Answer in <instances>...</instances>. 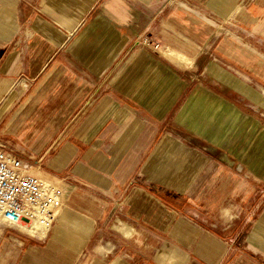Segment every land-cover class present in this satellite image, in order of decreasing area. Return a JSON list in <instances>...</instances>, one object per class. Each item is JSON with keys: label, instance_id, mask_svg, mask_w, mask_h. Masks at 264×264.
<instances>
[{"label": "crops", "instance_id": "crops-1", "mask_svg": "<svg viewBox=\"0 0 264 264\" xmlns=\"http://www.w3.org/2000/svg\"><path fill=\"white\" fill-rule=\"evenodd\" d=\"M0 142L64 193L0 264H264V0H0Z\"/></svg>", "mask_w": 264, "mask_h": 264}, {"label": "built area", "instance_id": "built-area-1", "mask_svg": "<svg viewBox=\"0 0 264 264\" xmlns=\"http://www.w3.org/2000/svg\"><path fill=\"white\" fill-rule=\"evenodd\" d=\"M31 168L6 153L0 142V226L21 229L42 221L49 228L60 215L64 207L61 182L50 176L44 180Z\"/></svg>", "mask_w": 264, "mask_h": 264}, {"label": "bare ground", "instance_id": "bare-ground-1", "mask_svg": "<svg viewBox=\"0 0 264 264\" xmlns=\"http://www.w3.org/2000/svg\"><path fill=\"white\" fill-rule=\"evenodd\" d=\"M158 52H160L164 56L170 58L171 60H173L174 62L180 65H190L191 64V59L183 55H180L174 51H171L170 49H162V50L159 49ZM31 170L35 175L41 177L44 180H48L47 177L49 176L47 175V173H44L42 170H39L35 167H32ZM21 229L31 235H35V234L41 235L44 230L48 229V224L42 221H36L32 225L28 227H22Z\"/></svg>", "mask_w": 264, "mask_h": 264}, {"label": "rangeland", "instance_id": "rangeland-1", "mask_svg": "<svg viewBox=\"0 0 264 264\" xmlns=\"http://www.w3.org/2000/svg\"><path fill=\"white\" fill-rule=\"evenodd\" d=\"M145 42H146V44L147 45H149V46H151V47H153L154 49H156L157 51L160 49V50H162V49H167V47H165V46H163V45H161L160 43H153L151 40H148V39H145ZM149 42V43H148ZM159 45V48H157L156 47V45ZM32 166V165H31ZM46 233V230H44L43 232H42V234L41 235H39V234H35V236H42V235H44Z\"/></svg>", "mask_w": 264, "mask_h": 264}]
</instances>
